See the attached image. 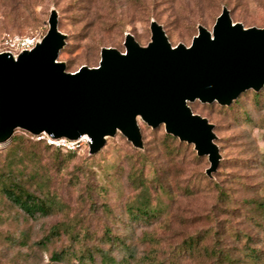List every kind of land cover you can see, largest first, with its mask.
Wrapping results in <instances>:
<instances>
[{"label": "rangeland", "instance_id": "1", "mask_svg": "<svg viewBox=\"0 0 264 264\" xmlns=\"http://www.w3.org/2000/svg\"><path fill=\"white\" fill-rule=\"evenodd\" d=\"M223 8L234 23L264 27V0H0V49L7 37L41 41L55 12L66 36L58 62L73 73L97 67L102 48L125 52L127 34L146 46L151 22L172 46L188 47L199 26L212 31ZM189 107L214 126L221 161L211 178L207 157L198 158L193 145L141 120L142 149L117 133L94 155L84 143L65 151L46 142L32 149L36 158L8 154L21 142L35 144L15 131L0 144V170L58 204L48 216L29 217L0 190V264H100L99 250L116 264H264L257 208L264 199V87L228 107ZM143 185L154 208L148 218L136 213ZM55 225L61 234L47 240Z\"/></svg>", "mask_w": 264, "mask_h": 264}, {"label": "water", "instance_id": "2", "mask_svg": "<svg viewBox=\"0 0 264 264\" xmlns=\"http://www.w3.org/2000/svg\"><path fill=\"white\" fill-rule=\"evenodd\" d=\"M150 32L146 46L127 34L125 52L102 48L97 67L70 73L58 62L66 36L51 12L48 32L31 51L0 53V144L17 130L56 140L87 136L94 155L120 133L142 149L141 120L193 145L198 157H207L210 176L221 159L214 126L189 104L228 107L263 89L264 27L234 23L223 8L212 31L199 26L188 47L172 46L156 22Z\"/></svg>", "mask_w": 264, "mask_h": 264}, {"label": "trees", "instance_id": "3", "mask_svg": "<svg viewBox=\"0 0 264 264\" xmlns=\"http://www.w3.org/2000/svg\"><path fill=\"white\" fill-rule=\"evenodd\" d=\"M259 95L260 94L258 93L254 94V96L256 97H258ZM26 134L31 138V135L29 133ZM165 137L168 139H173V137L170 135H165ZM31 140L34 141L35 144L25 145L23 142H21L17 147L12 148V150H10L8 154L16 153L22 156H26L28 158L30 156L33 157L34 154L32 153V149L39 148V144L45 142L35 141L32 138ZM46 147L52 148V146L50 145H46ZM142 157L145 158V155H142ZM198 158H206V157H198ZM211 176L212 174L207 177L211 178ZM143 188L144 190L140 192V195L137 199L139 204L136 207V213L141 217L148 218L150 214H153L154 208L151 206L150 197L147 195L148 187L146 185H143ZM0 190L8 200H10L17 208H19L21 211H23L24 214H26L29 217L48 216L53 212L54 208L58 204L56 202V198L51 196L50 194H46L45 197H38L35 194H33L27 187L18 183V180L12 177L10 173L5 174V172L1 170H0ZM257 208L264 215V199L257 203ZM60 234H61V228L58 225L52 226L49 230V234L47 235L46 239L51 240L54 237H58ZM99 257H100V264H116L115 259L111 256V253L108 251L99 250ZM250 259L256 260L258 259V257H256V255L254 253L252 254L251 252Z\"/></svg>", "mask_w": 264, "mask_h": 264}, {"label": "built area", "instance_id": "4", "mask_svg": "<svg viewBox=\"0 0 264 264\" xmlns=\"http://www.w3.org/2000/svg\"><path fill=\"white\" fill-rule=\"evenodd\" d=\"M39 41L34 37H26V38H18V37H7L4 39L2 47L3 49H0V53H10L14 57L19 55L20 53L24 51H31L38 43ZM25 133V132H24ZM31 138L35 141H44L48 145L53 146L58 149H63L65 151H73L76 148H78L81 144H89L88 138H79L75 141H69L67 139H52L44 134L32 136Z\"/></svg>", "mask_w": 264, "mask_h": 264}, {"label": "bare ground", "instance_id": "5", "mask_svg": "<svg viewBox=\"0 0 264 264\" xmlns=\"http://www.w3.org/2000/svg\"><path fill=\"white\" fill-rule=\"evenodd\" d=\"M81 138L84 139V138H88V137L87 136H82Z\"/></svg>", "mask_w": 264, "mask_h": 264}]
</instances>
